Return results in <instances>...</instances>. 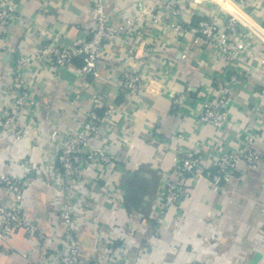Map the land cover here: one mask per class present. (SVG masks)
<instances>
[{
    "label": "crops",
    "instance_id": "0c3cea01",
    "mask_svg": "<svg viewBox=\"0 0 264 264\" xmlns=\"http://www.w3.org/2000/svg\"><path fill=\"white\" fill-rule=\"evenodd\" d=\"M8 1L15 3L18 20L10 37L0 39V101L10 81L5 57L20 53L27 56L26 80L38 102L35 124L20 139L0 132V171L22 174V160L35 167L23 192L30 226L9 239L0 264H56L61 250L56 221L67 193L81 264H107L111 241L124 249L127 264H264V161L255 167L238 161L219 191L198 178L191 196L180 201L182 213L175 207L159 211L164 183L177 181L178 152L195 149L208 158L252 140L264 156V0L244 6L233 0H106L114 27L143 10L166 17L171 7L189 27L203 19L215 26L228 17L237 21L251 46L234 62L241 77L220 130L198 118L202 103L216 96L226 63L197 34H127L130 41L103 42L96 75L80 74L78 62L56 72L31 53L43 41L64 45L88 37L94 26L92 0ZM130 69L143 73L144 95L123 108L115 83ZM93 94L113 110L96 144L106 143L120 162L84 166L81 181L65 187L56 180L49 133L62 137L78 131ZM0 199H8L2 188Z\"/></svg>",
    "mask_w": 264,
    "mask_h": 264
},
{
    "label": "built area",
    "instance_id": "2783aa9c",
    "mask_svg": "<svg viewBox=\"0 0 264 264\" xmlns=\"http://www.w3.org/2000/svg\"><path fill=\"white\" fill-rule=\"evenodd\" d=\"M233 1L244 6L250 0ZM92 10L94 26L88 37L73 39L64 45L43 41L31 56L41 65L51 67L56 72L79 61V73L94 76L97 73V58L105 41H115L118 38L130 41L127 34L146 37L153 35L155 31H171L175 35H181L190 30L203 39L206 45L212 46L217 56L226 63L225 77L218 84L217 94L213 99L202 103L198 121L217 130L227 125L228 105L241 77V73L233 67L234 62L240 52L251 46L246 34L241 31L233 17H228L221 26H215L203 19L195 27H189L180 17L179 11L171 7L166 17L152 10H143L139 15L126 19L120 26L114 27L108 21L106 0H92ZM17 20L15 3L0 0V39L7 40L10 37V27L17 23ZM235 34L239 40L233 39ZM8 59L10 81L5 99L0 101V132L9 131L15 139H20L26 128L35 124L34 110L38 100L37 96L31 95L26 80L27 56L15 53ZM145 83L141 71L130 69L122 72L115 86L123 96V108L130 102L137 103L142 100ZM112 112L109 105L101 103L99 95L93 94L91 108L80 121L78 131L65 132L62 137H59L57 131H50L49 137L55 147L53 163L54 170L58 172L56 179L58 184L66 187L68 183L81 181V169L84 166L94 164L110 166L120 162V157L110 151L106 143L96 144ZM238 161L255 167L264 161V156L254 148L252 140H248L234 151H215V155L208 158H204L200 151L195 149L178 152L173 170L177 181L164 183L159 194V211L166 212L168 208L175 207L178 213H182L180 201L191 196L198 178H204L213 191L221 190L223 180L236 167ZM21 166L22 174L19 175L0 171V188L8 196L6 201L0 199L2 253L6 252L4 246L9 243L14 233L20 228L30 226L23 207V192L25 180L35 167L28 160H22ZM68 198L67 193L61 202L60 214L56 221V228H61V250L56 252V264H81L77 232L72 223L73 207ZM110 244L107 264H127L124 249L114 246L112 241ZM21 255L25 256L23 253ZM45 263L47 262L37 261L36 264Z\"/></svg>",
    "mask_w": 264,
    "mask_h": 264
},
{
    "label": "water",
    "instance_id": "95a60500",
    "mask_svg": "<svg viewBox=\"0 0 264 264\" xmlns=\"http://www.w3.org/2000/svg\"><path fill=\"white\" fill-rule=\"evenodd\" d=\"M9 56H10V55H9V54H7V55H6V57H5V59H8V58H9Z\"/></svg>",
    "mask_w": 264,
    "mask_h": 264
},
{
    "label": "trees",
    "instance_id": "16d2710c",
    "mask_svg": "<svg viewBox=\"0 0 264 264\" xmlns=\"http://www.w3.org/2000/svg\"><path fill=\"white\" fill-rule=\"evenodd\" d=\"M75 62H78L79 63V61H75Z\"/></svg>",
    "mask_w": 264,
    "mask_h": 264
}]
</instances>
